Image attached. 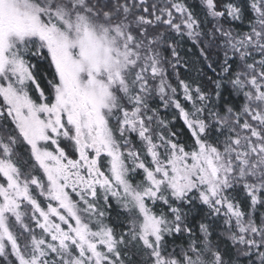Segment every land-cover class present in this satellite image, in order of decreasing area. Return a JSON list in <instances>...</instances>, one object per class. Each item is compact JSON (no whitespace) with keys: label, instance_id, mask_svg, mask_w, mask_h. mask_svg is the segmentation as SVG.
Segmentation results:
<instances>
[{"label":"snow or ice","instance_id":"obj_1","mask_svg":"<svg viewBox=\"0 0 264 264\" xmlns=\"http://www.w3.org/2000/svg\"><path fill=\"white\" fill-rule=\"evenodd\" d=\"M0 264H264V0H0Z\"/></svg>","mask_w":264,"mask_h":264}]
</instances>
